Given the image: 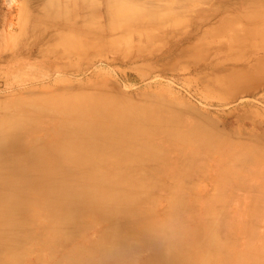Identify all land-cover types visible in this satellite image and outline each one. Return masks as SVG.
I'll return each mask as SVG.
<instances>
[{
	"label": "rangeland",
	"instance_id": "374dc122",
	"mask_svg": "<svg viewBox=\"0 0 264 264\" xmlns=\"http://www.w3.org/2000/svg\"><path fill=\"white\" fill-rule=\"evenodd\" d=\"M124 1L144 11L125 18L120 0H85L86 7L81 0H69L71 11L65 5L64 14L68 12L72 21L82 16L74 25L83 32L81 39L70 42L57 37L59 32L67 33L66 29L44 23L36 26L33 16L38 12L33 1L0 0V123L19 120L24 129H42V122L56 120L39 112H61L76 105L89 124L74 135L27 137L20 152L12 151L10 141L4 155L0 154V167L2 161L10 167L24 161L20 168L52 167L66 173L97 169L101 166L49 163L69 160L62 151L73 142L86 146V155L71 156L74 162H94L99 152L117 154L106 140L94 136L92 128L117 125L124 118L119 114L122 110L141 117L148 109L163 120L175 117L179 121V127L171 125L175 133H189L201 153L203 165L194 166L197 171L184 182L190 185L185 200L194 215L205 216L206 200L220 199L219 212L224 218L235 209L256 214L255 233L263 239L264 165L233 164L226 180L222 178L225 168L215 161L213 151L206 156L204 147L213 142L216 148L223 144L239 154L252 147L264 159V39L255 32V23L264 26V0ZM69 20L63 18L65 24ZM39 61L40 66H33ZM65 94L64 100L58 98ZM110 116L115 120L110 121ZM166 157L161 160L176 174L163 178L156 170L153 175L166 186L181 184L185 175L174 163L175 157ZM220 184L227 186L222 192L217 191ZM155 196L154 210L149 211L163 221L168 195L159 190ZM41 221L46 223L41 216L29 225L35 227ZM107 225H92L76 242L98 244L99 232ZM236 238L245 241L240 234ZM64 250L49 257L44 248L39 249L26 258L18 255L12 264H63L69 251ZM147 257L142 252L139 259Z\"/></svg>",
	"mask_w": 264,
	"mask_h": 264
},
{
	"label": "bare ground",
	"instance_id": "6f19581e",
	"mask_svg": "<svg viewBox=\"0 0 264 264\" xmlns=\"http://www.w3.org/2000/svg\"><path fill=\"white\" fill-rule=\"evenodd\" d=\"M31 1L38 12L33 16L36 26L44 23L48 27L66 29L67 33L59 32L57 36L62 41L81 39L83 32L75 30L74 22L82 20V16L71 20L67 15L72 5L69 0L64 5L61 0ZM81 2L86 7L85 0ZM65 5L68 12L64 14ZM119 5L120 11L123 8L124 17L130 15L133 18L144 11L140 5L133 6L124 0H120ZM63 18L70 20L65 24ZM83 25L87 27L86 20ZM255 25V32L264 39V26ZM39 63L33 66H40ZM66 96L58 98L64 100ZM122 111L119 114L124 118L117 125L109 128L93 127L91 130L95 137L98 135L113 146L117 154L99 152L94 162H74L71 156L86 155V146L73 142L67 146V150L62 151L70 161L65 160L64 164L49 163L54 166L69 163L100 165L97 169L80 168L73 173H66L52 167L20 168L23 163H27L24 161L15 162L16 167L1 162L0 264H12L18 255L26 258L33 252L38 254L39 249L43 248L49 257H53L61 254L59 251L65 252V247L70 253L68 251V259L63 264H264V238L255 233L254 228L256 214L248 209H235L229 217L224 218L219 212L220 199L209 198L205 202L206 215L198 217L194 215L191 204L186 203L190 185L184 182L186 177L197 171L194 166L203 165V160L202 156L199 157L201 153L198 147L195 148L196 145L189 140V133H175L176 128L171 125L177 124L179 127V121L173 116L163 120L148 109L143 111L145 115L141 117L128 116L125 114L127 110ZM38 115H45L56 122H42V129L33 126L24 129L18 124L19 120L0 123L2 156L10 141L13 144L12 151H19L27 137L38 140L69 136L89 126L76 105L61 112L54 113L50 109ZM109 120L114 121L115 116H110ZM70 121L74 122L73 126H67ZM38 133L42 135L39 137L36 135ZM207 145L204 147L208 149L205 151L206 156L213 151L215 161L225 168L222 178L224 176L226 180L230 178L228 169L233 164L239 167L243 166L242 163L264 165V159L257 156L252 147L243 146L247 147L246 152L239 154L223 144L220 148H216L213 142ZM167 155L175 157L174 163L185 175L181 184L166 186L153 175L156 170L163 178H172L176 174L166 161L161 160ZM39 165L46 166L43 163ZM216 187L218 192H222L227 186L220 184ZM159 190L168 195L163 221L149 211L154 210L158 197L155 192ZM41 216L46 223L41 221L35 227L29 225ZM226 219L228 224L224 225ZM96 223L108 224L99 232L98 244L76 242L78 236ZM165 224L168 227H163ZM236 233L244 237L243 243L237 240L239 234ZM255 239H258V244ZM142 252H147L148 257L140 260Z\"/></svg>",
	"mask_w": 264,
	"mask_h": 264
},
{
	"label": "clouds",
	"instance_id": "9594fccd",
	"mask_svg": "<svg viewBox=\"0 0 264 264\" xmlns=\"http://www.w3.org/2000/svg\"><path fill=\"white\" fill-rule=\"evenodd\" d=\"M163 227H165V228H166V227H168V225H166V224H165V225H163Z\"/></svg>",
	"mask_w": 264,
	"mask_h": 264
}]
</instances>
